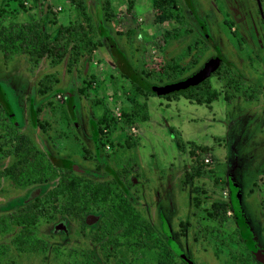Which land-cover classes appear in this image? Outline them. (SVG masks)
Listing matches in <instances>:
<instances>
[{
    "label": "rangeland",
    "instance_id": "obj_1",
    "mask_svg": "<svg viewBox=\"0 0 264 264\" xmlns=\"http://www.w3.org/2000/svg\"><path fill=\"white\" fill-rule=\"evenodd\" d=\"M22 1L25 9L4 23L42 16L46 30L54 31L78 17L71 0ZM84 1L98 21L103 0ZM106 1L103 23L133 67L161 76L152 79L158 85L170 80L162 64H180L178 78L186 77L220 52L239 86L234 90L226 74H212L218 97L209 104L137 96L115 69L107 43L89 61L70 66L67 57L33 65L25 54L7 57L0 50V86L14 117L0 101V169L17 159L16 137L26 134L52 170L48 181L43 173L0 177V264H264L238 223V217L247 222L264 253V0H191L192 7L176 0L183 18L161 22L152 0ZM45 75L51 87L40 94ZM131 97L146 102L149 119L123 123ZM34 113L41 125H34ZM51 157L78 169L52 165ZM199 165L207 173L191 176ZM216 202L228 204L224 216L210 215ZM73 205L81 216L68 213ZM114 209L127 212L120 224ZM29 242L38 249L24 250Z\"/></svg>",
    "mask_w": 264,
    "mask_h": 264
},
{
    "label": "trees",
    "instance_id": "obj_2",
    "mask_svg": "<svg viewBox=\"0 0 264 264\" xmlns=\"http://www.w3.org/2000/svg\"><path fill=\"white\" fill-rule=\"evenodd\" d=\"M14 1L16 7H13L11 5V2ZM42 1L43 0H41V2ZM187 1L189 7H192L191 0ZM23 2L24 1L22 0H5L4 3L6 7H4L3 4V6H1L0 8V50L3 51L4 56L10 57V55L16 53L25 54L33 63V65H36L41 59L44 58L50 59L51 63L55 65L60 63L62 60H64L65 57H67L68 65L70 66L72 64H76L78 61H89L91 59L92 51L107 43L111 50L110 53L115 69L120 75L129 79L133 83V86L136 90L135 94H137V96L151 94L175 98L183 96L191 102L200 104H209L218 97V90L215 87H212L209 78L199 82L198 84L188 88L187 90L169 93L166 95H160L158 93H153L142 89L140 85H138L133 80V73L139 74L145 80L154 84L159 83L156 81H152V79L160 81L161 76H158V74L154 72V69H148L144 67L141 70H138L131 65L130 60L128 59L126 54L118 47L112 35L110 34L108 27L102 21L103 15L104 19L109 18L108 12L110 7L108 1L106 0L98 2V21L96 22L93 21V18L88 12V8L84 0H71V3L74 4V7L78 14L77 19L70 23L60 24L54 31L46 30L45 21L42 16L28 20L26 22H17L15 20H12L9 23H4L2 21L3 19L5 20V17L9 13L12 16L17 11H20L19 8L25 9V5ZM152 3V8L155 12L156 20L159 22L168 19L181 20L183 18L180 11H178V3L176 0H152ZM44 12V9L41 8L40 14H44ZM204 28L205 27L203 26V29ZM208 39L211 41L210 37ZM231 65L232 63L226 60V63H222L220 67L213 73V75L226 74L228 76V87L237 90L239 86L237 80L239 77L236 74V77L230 78L231 73L228 72V69H232V67H230ZM160 68L162 73L168 79H170L165 83L173 82L185 77L182 76L181 78H178L180 75H182V72L184 70V67H182L180 64L170 63L169 65H167V67L162 64ZM168 71H171V73H168ZM44 78L45 79H43L39 83L38 92L40 94L46 93L51 87L50 76L45 75ZM94 86L97 87V85ZM230 96V93H226L224 97L225 99H229ZM0 101L4 105L9 115L13 117L12 110L10 108V105L8 104V100L1 86ZM130 101L132 102V107L130 111L123 112V123L131 125L137 120L145 121L149 119L148 107L145 101H139L136 97H131ZM73 106V98L72 96H69V111L72 117L75 118ZM35 114L36 113H34L33 117L34 125H41V121L37 119V116H35ZM114 120V118L111 120L106 119V122L109 123L113 122ZM91 128L93 130V140L99 145V130L94 120H91ZM173 131L172 132L174 140L176 141L179 149L182 150L184 147L182 137L174 129ZM16 139L17 143L14 147V150L17 159L8 166L0 169V177L10 176L14 178L17 174L43 173L45 177L42 180L48 181L50 179L49 172L52 170L48 165H42L41 160L39 159V157H37L40 151L36 147L32 138L26 134H19L17 135ZM193 149L197 150L200 149V147L194 146ZM50 161L51 163H53L52 165L58 166L60 168L68 170L72 169L67 165V162L71 161L69 159L51 157ZM42 168L46 171L43 172ZM206 173L207 170H205L201 165L192 167L191 169V176L204 175ZM227 206L228 204L226 202L213 203L211 211L209 213L213 217H215L216 215L224 216L226 214ZM114 211L117 215L114 221L117 224L122 223L127 218L126 211L119 212L117 209H114ZM68 213H72L74 216H81V208L77 205H73L72 207L68 208ZM114 221L111 220L112 223ZM238 223L241 225L243 235L246 238L240 217H238ZM247 243L249 244L248 241ZM23 249L36 250L38 249V245L29 242L25 247H23ZM251 253L254 254L252 250ZM255 258L257 259V256ZM258 260L263 263V260L260 257H258Z\"/></svg>",
    "mask_w": 264,
    "mask_h": 264
},
{
    "label": "water",
    "instance_id": "obj_3",
    "mask_svg": "<svg viewBox=\"0 0 264 264\" xmlns=\"http://www.w3.org/2000/svg\"><path fill=\"white\" fill-rule=\"evenodd\" d=\"M205 29V28H204ZM206 31V30H205ZM226 58L218 52L216 55L210 57L197 71L194 73L173 81L169 83H164L161 85L151 83L145 80L137 73H133V80L140 85V87L146 91L158 93L160 95H166L169 93L180 92L183 90H187L188 88L195 86L199 82L209 78L221 65L222 62H225ZM67 165L70 166L72 169H78V165L73 161H68ZM242 227L244 233L246 235L247 241L249 242L250 248L252 251L263 260L264 263V254L260 251L257 245L253 242L252 234L247 227V222L242 218Z\"/></svg>",
    "mask_w": 264,
    "mask_h": 264
},
{
    "label": "built area",
    "instance_id": "obj_4",
    "mask_svg": "<svg viewBox=\"0 0 264 264\" xmlns=\"http://www.w3.org/2000/svg\"><path fill=\"white\" fill-rule=\"evenodd\" d=\"M59 9H61L60 6L58 7V10H59ZM59 96H60V95H59ZM132 130H133V131H136V128L133 126V127H132ZM209 160H211V159H209V158H205V161H206V162H208Z\"/></svg>",
    "mask_w": 264,
    "mask_h": 264
},
{
    "label": "crops",
    "instance_id": "obj_5",
    "mask_svg": "<svg viewBox=\"0 0 264 264\" xmlns=\"http://www.w3.org/2000/svg\"><path fill=\"white\" fill-rule=\"evenodd\" d=\"M149 117H150V114H149ZM138 128V127H137Z\"/></svg>",
    "mask_w": 264,
    "mask_h": 264
},
{
    "label": "flooded vegetation",
    "instance_id": "obj_6",
    "mask_svg": "<svg viewBox=\"0 0 264 264\" xmlns=\"http://www.w3.org/2000/svg\"><path fill=\"white\" fill-rule=\"evenodd\" d=\"M260 251H262V250H260ZM263 253V252H262ZM264 254V253H263Z\"/></svg>",
    "mask_w": 264,
    "mask_h": 264
}]
</instances>
